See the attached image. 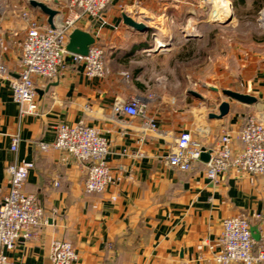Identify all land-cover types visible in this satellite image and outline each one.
Instances as JSON below:
<instances>
[{"label":"crops","instance_id":"1","mask_svg":"<svg viewBox=\"0 0 264 264\" xmlns=\"http://www.w3.org/2000/svg\"><path fill=\"white\" fill-rule=\"evenodd\" d=\"M29 1L21 0L0 15V41L4 42L0 61L8 71L6 78L0 76V207L9 192L7 167L31 162L35 167L25 191L38 197L46 223L36 238L20 242L7 253L10 260L14 264H53L52 244L64 241L78 253L76 264H218L214 256L222 250L223 222L236 216L250 221L258 237L253 236L258 252L264 246V174L230 170L212 182L203 164L180 172L169 165L168 157L184 131L211 150L225 131L240 147L238 136L248 117L264 123V38L245 51L237 69L218 72L196 90L189 85L180 88L178 75L164 76L178 70L175 63L159 62L146 51L155 47V37L165 38L161 31L167 30L165 23L203 20L197 12L208 0H114L100 18L83 19L78 26L104 50L107 76L88 78L85 65L68 53L56 78L36 81V114L21 117L11 83L22 70V43L28 32L23 13L30 12L49 26L48 17L31 8ZM40 2L59 12L54 25L69 13L67 0ZM253 3L246 0L240 13ZM123 14L149 30L141 33L128 27ZM240 15L236 14L238 20ZM210 86L220 92L209 90ZM224 89L251 95L257 102L238 103L223 96ZM117 98H139L155 127L141 117L115 114ZM223 102L229 103V114L211 118L219 114ZM63 124H85L107 138V162L119 183L103 193H87V162H78L65 151L39 148L38 143L53 144ZM16 135L20 143L13 153Z\"/></svg>","mask_w":264,"mask_h":264},{"label":"built area","instance_id":"2","mask_svg":"<svg viewBox=\"0 0 264 264\" xmlns=\"http://www.w3.org/2000/svg\"><path fill=\"white\" fill-rule=\"evenodd\" d=\"M114 0H67L69 13L55 23L54 28L43 25L30 12H24L28 23L27 36L22 43V70L11 83L12 97L18 105L21 117L37 112L36 81H49L56 78L68 54L66 46L70 34L79 29L83 19H98ZM258 23L264 32V8L259 12ZM186 35H187V30ZM158 51L167 52L169 43L158 44ZM4 45L0 41V49ZM156 50V51H157ZM152 53V52H150ZM1 58V55H0ZM74 61L85 65L88 78H105L108 67L104 50L94 45L88 56L73 54ZM7 68L0 61V76L7 77ZM115 114L125 113L141 117L149 127H155L148 118L147 106L139 99L124 101L117 98L113 105ZM53 144L38 143L43 152L52 149L67 152L78 162L89 164L85 183L87 193H103L120 178H115L108 165L110 145L107 138L96 128L85 124L75 126L60 125ZM240 147L234 145L230 132L225 131L216 147L212 150L209 163L201 161L203 146L189 131H184L177 139L176 146L168 157L169 165L180 172H190L197 164L205 166L206 176L212 182L230 170H238L253 176L264 174V123L257 117H248L238 136ZM20 136H13L11 150L17 153ZM208 150V149H207ZM35 165L31 162H16L7 167L6 174L9 192L0 207V264H14L7 253L13 251L20 242H28L38 236V229L46 223L45 209L38 197L25 191L29 173ZM115 199V198H114ZM219 243L221 252L215 254L218 264H263L264 246L256 252L250 221L244 216H236L223 222ZM50 259L53 264H76L79 255L68 242L54 241Z\"/></svg>","mask_w":264,"mask_h":264},{"label":"rangeland","instance_id":"3","mask_svg":"<svg viewBox=\"0 0 264 264\" xmlns=\"http://www.w3.org/2000/svg\"><path fill=\"white\" fill-rule=\"evenodd\" d=\"M20 1L0 0V15L10 10L11 5L21 3ZM211 1L208 0L207 5L197 12L204 16V21L187 18L181 24L165 23L163 28L167 30H161L166 34L162 40L170 44L169 50L152 52L160 60L159 62L164 59L168 64L175 63L179 71L167 72V76H164L172 79V75H178L182 85L180 88L189 85V89L196 90L199 88V83L212 79L218 72L237 69L240 57L245 55V51L254 48L258 40L264 38V32L258 23L259 13L252 14L253 6H248L242 10V13L238 12L241 14L238 20L230 0H223L230 4V14H233L234 18L230 24L222 26L217 22L224 20L213 17L216 0ZM219 3L221 5L220 0ZM168 30L170 33H167ZM184 30H187V35ZM191 36L195 37L191 38Z\"/></svg>","mask_w":264,"mask_h":264},{"label":"water","instance_id":"4","mask_svg":"<svg viewBox=\"0 0 264 264\" xmlns=\"http://www.w3.org/2000/svg\"><path fill=\"white\" fill-rule=\"evenodd\" d=\"M29 5L31 8L35 10L41 11L44 15L48 17V24L51 28H54V20L55 17L59 14L57 10L52 9L48 5L38 2L36 0H30ZM233 14H230L228 18H226L222 22H217L222 26L228 25L233 21ZM123 20L124 24L127 25L128 27L134 29L137 32H147L149 30V27L146 26L143 23H138L135 22L132 18L127 16L126 14H123ZM195 37V36H191ZM95 45V39L93 36L85 31H82L80 29L74 30L70 36H69V41L66 46V51L70 54L74 55H80L83 57L88 56L89 51L92 46ZM209 90H212L214 92H220L219 88L210 86L207 87ZM222 95L225 96L226 98H230L233 101H236L241 104H246V105H254L257 102V99L251 95L248 94H242L238 92H234L228 89H224L221 91ZM191 95L197 97V98H202L198 93L196 92H190ZM230 112V105L227 102H223L220 107H219V114H212L210 117L213 119H223L226 117ZM211 153L212 150H207L206 148H203L202 154H201V161L204 163H209L211 160ZM254 232V229L252 230V233ZM253 236L255 239L258 240V237L253 233Z\"/></svg>","mask_w":264,"mask_h":264},{"label":"bare ground","instance_id":"5","mask_svg":"<svg viewBox=\"0 0 264 264\" xmlns=\"http://www.w3.org/2000/svg\"><path fill=\"white\" fill-rule=\"evenodd\" d=\"M221 5L219 3V0H216V11L213 14V17L219 19V20H225L230 15V4L223 2V0H220ZM220 22V21H219ZM164 39H159L158 44H164ZM156 48H152L150 50H147L146 52H156Z\"/></svg>","mask_w":264,"mask_h":264},{"label":"trees","instance_id":"6","mask_svg":"<svg viewBox=\"0 0 264 264\" xmlns=\"http://www.w3.org/2000/svg\"><path fill=\"white\" fill-rule=\"evenodd\" d=\"M232 1V6L236 12V14L238 15L240 12V6L241 7H245L246 4V0H231ZM264 8V0H254L253 3V12L252 14L256 15L257 13H259L262 9Z\"/></svg>","mask_w":264,"mask_h":264}]
</instances>
